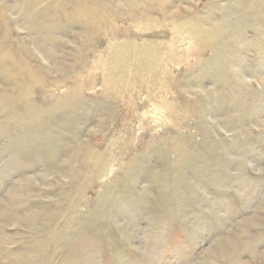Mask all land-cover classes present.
I'll return each instance as SVG.
<instances>
[{"label": "rangeland", "instance_id": "1", "mask_svg": "<svg viewBox=\"0 0 264 264\" xmlns=\"http://www.w3.org/2000/svg\"><path fill=\"white\" fill-rule=\"evenodd\" d=\"M0 264H264V0H0Z\"/></svg>", "mask_w": 264, "mask_h": 264}, {"label": "bare ground", "instance_id": "2", "mask_svg": "<svg viewBox=\"0 0 264 264\" xmlns=\"http://www.w3.org/2000/svg\"><path fill=\"white\" fill-rule=\"evenodd\" d=\"M8 7V6H7Z\"/></svg>", "mask_w": 264, "mask_h": 264}]
</instances>
